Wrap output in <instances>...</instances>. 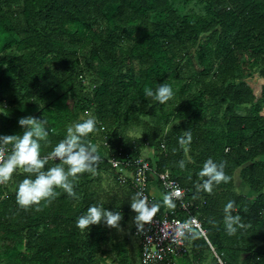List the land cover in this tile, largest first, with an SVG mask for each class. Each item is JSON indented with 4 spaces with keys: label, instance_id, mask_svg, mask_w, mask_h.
Listing matches in <instances>:
<instances>
[{
    "label": "trees",
    "instance_id": "trees-1",
    "mask_svg": "<svg viewBox=\"0 0 264 264\" xmlns=\"http://www.w3.org/2000/svg\"><path fill=\"white\" fill-rule=\"evenodd\" d=\"M159 83L173 90L163 104L144 95ZM29 115L47 122L41 158L68 127L96 119L82 141L99 159L69 178L76 198L54 188L24 209L16 190L29 174L17 168L0 184V264H133L126 233L76 221L95 204L124 224L129 205L102 196L104 173L118 181L108 156L148 145L150 164L186 188L206 231L169 264H264V0H0V135H22L18 119ZM209 158L229 177L211 192L199 175ZM61 165L50 159L43 170ZM236 173L255 195L236 189ZM229 201L243 225L232 235Z\"/></svg>",
    "mask_w": 264,
    "mask_h": 264
},
{
    "label": "clouds",
    "instance_id": "clouds-1",
    "mask_svg": "<svg viewBox=\"0 0 264 264\" xmlns=\"http://www.w3.org/2000/svg\"><path fill=\"white\" fill-rule=\"evenodd\" d=\"M144 95L163 104L172 98L173 90L169 84L159 83L155 89L145 88ZM46 123L44 119L31 115L23 116L18 119V124L24 128L22 135H0V184L9 181L17 168H22L25 173L29 174V177L19 183L16 190V202L24 209L32 205L38 206L41 201H50L57 195L54 188H60L69 196L76 198L74 183L69 178L94 171V165L99 159L95 155L97 151L95 146L82 141L83 137L96 130L97 121L94 118L85 119L68 127L66 137L47 156L41 158L40 141H46L48 137ZM190 139V132H185L184 136L179 139V143L185 145L190 142ZM9 144L12 145L11 154L5 158L3 146ZM50 159H59L62 165H67V171L62 165L44 171V166ZM181 167H183V162H181ZM223 168V164L217 165L211 158L204 163L199 175L207 177L203 181L205 190L211 192L213 182L220 183L229 180ZM165 202L171 204L170 198L166 197ZM233 205L234 202L229 201L224 207L225 227L229 235L234 234L237 227H243L239 215H231ZM130 207L136 213L134 222L138 230L142 229L143 223L149 222L158 210L157 205L149 207L147 197L141 192L131 197ZM36 210L39 211L40 208L37 207ZM121 219L120 212L92 204L89 205L84 215L77 218L76 226L84 230L103 221L109 227L119 228Z\"/></svg>",
    "mask_w": 264,
    "mask_h": 264
},
{
    "label": "built area",
    "instance_id": "built-area-1",
    "mask_svg": "<svg viewBox=\"0 0 264 264\" xmlns=\"http://www.w3.org/2000/svg\"><path fill=\"white\" fill-rule=\"evenodd\" d=\"M104 139V144H106ZM5 148V154L8 150ZM108 161L117 172L118 182L129 185L134 193L141 192L147 197L149 207L156 204L154 193L150 189L152 178L157 180L166 194L178 203V209L185 216H177L173 210L161 212L157 210L149 222L143 223V228L135 227L133 234L139 238L140 264H160L176 262L188 249V240L193 235L206 238V231L197 216L193 215L190 207L192 199H186V188L183 187L169 170L157 171L146 155L131 156L129 151L121 148L112 150ZM214 250V247L211 246Z\"/></svg>",
    "mask_w": 264,
    "mask_h": 264
},
{
    "label": "rangeland",
    "instance_id": "rangeland-1",
    "mask_svg": "<svg viewBox=\"0 0 264 264\" xmlns=\"http://www.w3.org/2000/svg\"><path fill=\"white\" fill-rule=\"evenodd\" d=\"M152 151H153L152 146L148 145L141 150L140 154L149 156L153 153ZM234 180H235V186L238 189L236 180L238 183H240L241 180H239L237 173H236V175H234ZM102 188H103L102 196L105 198V200L114 201L113 199H116V200H119L118 202L120 204H122V203L128 204L130 207L131 197L135 193L131 189H129V187L127 185L121 184L118 181L115 182L114 177L111 174L104 173L103 178H102ZM112 197H114V198H112ZM135 215H136V213L130 207L128 209V213L126 215L127 216L126 221L122 225L121 220H120L119 228H116L117 233H119V234L126 233V235L129 236L128 242H133V241L139 242V238L136 237L132 233V227L136 224L134 222ZM139 245L141 246L140 243H139ZM134 255H135V259H136V264H140L139 253L134 254Z\"/></svg>",
    "mask_w": 264,
    "mask_h": 264
},
{
    "label": "crops",
    "instance_id": "crops-1",
    "mask_svg": "<svg viewBox=\"0 0 264 264\" xmlns=\"http://www.w3.org/2000/svg\"><path fill=\"white\" fill-rule=\"evenodd\" d=\"M260 85L257 86V90L259 91L260 90ZM264 160V157L262 158ZM151 178V182H150V189L151 191L154 193V196H155V199H156V204L158 206V210H160L161 212H164V211H170V210H174V207L172 206L173 204H169V203H166L165 202V198L169 196L166 194V192L162 189L160 183L155 180L154 178L150 177ZM236 183H237V186H238V191L242 192V193H245L249 196H253L255 195V192L253 190H251L247 185H245L242 181L240 183L237 182L236 180ZM170 200H172L170 198ZM174 201V200H172ZM136 225V224H135ZM134 225V226H135ZM137 237V236H136ZM140 242H136V241H133V242H128V246L131 250L129 251L132 255V258H133V264H136V259H135V255L134 254H138L139 253V256H140V245H139Z\"/></svg>",
    "mask_w": 264,
    "mask_h": 264
}]
</instances>
